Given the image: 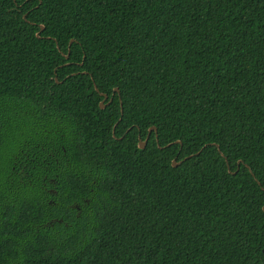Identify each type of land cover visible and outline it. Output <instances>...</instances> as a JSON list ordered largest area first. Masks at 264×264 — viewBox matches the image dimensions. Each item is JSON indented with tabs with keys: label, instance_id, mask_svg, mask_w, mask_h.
Returning a JSON list of instances; mask_svg holds the SVG:
<instances>
[{
	"label": "trees",
	"instance_id": "16d2710c",
	"mask_svg": "<svg viewBox=\"0 0 264 264\" xmlns=\"http://www.w3.org/2000/svg\"><path fill=\"white\" fill-rule=\"evenodd\" d=\"M0 264H264V0H0Z\"/></svg>",
	"mask_w": 264,
	"mask_h": 264
},
{
	"label": "water",
	"instance_id": "95a60500",
	"mask_svg": "<svg viewBox=\"0 0 264 264\" xmlns=\"http://www.w3.org/2000/svg\"><path fill=\"white\" fill-rule=\"evenodd\" d=\"M44 28H45V26H41V31H43L44 30ZM39 38H40V35L38 34L37 35ZM73 42V39L71 40V43ZM71 43H70V45H71ZM69 57V55L67 56V58ZM95 88H96V90L98 91V88H97V86L95 85ZM116 92H118V89L117 88H115L114 89V94L116 93ZM103 97H104V100L100 103L101 104V108L102 109H105L106 108V105L104 104L105 103V101L108 99V95L107 94H101ZM121 111H122V113H123V108L121 109ZM117 125V124H116ZM158 130L157 129V127H153L151 130H150V135L152 134V132H153V130ZM149 139H150V137H148V139L147 140H145V141H143V140H141L140 141V148L141 149H145L147 146H148V143H149ZM219 148H220V146H219ZM220 150H221V148H220ZM180 165V163L179 162H177V160H175L174 161V166L175 167H178Z\"/></svg>",
	"mask_w": 264,
	"mask_h": 264
}]
</instances>
